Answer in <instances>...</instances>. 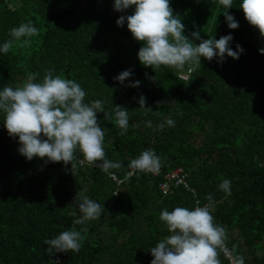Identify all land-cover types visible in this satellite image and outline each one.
Wrapping results in <instances>:
<instances>
[{
	"label": "trees",
	"instance_id": "obj_1",
	"mask_svg": "<svg viewBox=\"0 0 264 264\" xmlns=\"http://www.w3.org/2000/svg\"><path fill=\"white\" fill-rule=\"evenodd\" d=\"M242 2L233 0L226 9L219 0H170L193 43L201 42L194 32L202 40L231 35L229 47L244 51L239 59L226 55L222 64L201 57L200 64L183 69L154 70L140 62L143 43L134 39L127 21L117 25L135 6L118 12L115 0H0V47L21 23L40 30L30 46L14 42L7 54L0 51V91L22 85L29 72L39 73L36 82H41L46 69L76 81L86 92L85 103L100 100L111 114L106 120L98 112V123L106 158L122 165L109 175L79 163L80 152L74 171L71 164L45 163L46 158L29 161L0 112V264H151V248L170 235L161 212L197 206H207L214 223L225 229L232 259L223 249L221 264L237 258L264 264V54L259 51L264 40L246 20ZM225 11L238 29L228 27ZM125 70L132 75L121 84L114 78ZM135 81L141 82L138 87L129 86ZM141 95L151 111L140 108ZM117 105L129 114L124 135L115 123ZM168 119L175 126H168ZM147 149L161 158L159 175L129 167ZM179 168L186 176L180 184L170 176ZM224 179L231 181L230 195L219 188ZM78 192L104 212L87 223L78 253L50 256L45 240L82 227L74 224L80 215Z\"/></svg>",
	"mask_w": 264,
	"mask_h": 264
},
{
	"label": "clouds",
	"instance_id": "obj_2",
	"mask_svg": "<svg viewBox=\"0 0 264 264\" xmlns=\"http://www.w3.org/2000/svg\"><path fill=\"white\" fill-rule=\"evenodd\" d=\"M219 4L229 9L233 0H219ZM135 6L132 15L120 16L117 25L127 27L134 39L143 43L138 52L140 62L152 69L161 66L183 69L186 65L200 64L201 57L208 61L217 59L223 63L225 56L239 59L244 49L237 45V51L229 47L233 40L231 35L219 40L210 38L202 40L199 32L192 33L197 45L185 34V25L174 15L170 0H115L114 10L124 12ZM240 7L246 20L258 28L264 36V0H243ZM228 27L238 29L239 23L228 11L223 12ZM40 34V30L32 22L21 23L13 27L9 35L12 40L6 41L0 51L7 54L14 42H21V47H28L31 38ZM264 54V48L259 50ZM132 75L131 70H125L117 77L121 84ZM39 73L29 72L26 81L15 88L5 86L0 91V112L5 114V127L9 135L19 138V153L29 161L41 158L45 163L63 162L71 164L72 171L77 167L76 153L83 155L79 163H87L98 167L102 172L112 175V169H120L121 163L106 158L104 150L105 132L98 123L97 113L104 112V119H110L111 114L105 111L100 100L91 104L85 103L86 92L76 81L54 75L53 70L46 69L41 82H36ZM140 81L130 84L138 87ZM141 109L146 108V97L139 99ZM115 123L120 135H124L129 127L128 110L117 105ZM168 126H175L172 119L166 121ZM152 127L151 121L147 122ZM164 124L158 125L163 129ZM162 161L153 149L144 150L129 163V167L142 173H156L160 170ZM220 190L231 193V181L224 179L219 184ZM115 193L114 195H117ZM211 199V196L207 197ZM79 217L74 224L82 226L80 230H66L53 239L45 240L47 253L79 252L82 242L86 239L82 233H87V223L97 220L104 212V206L78 192L76 201ZM76 213H73L75 216ZM170 235L163 238L151 248L154 259L151 264H221L219 252L225 247L226 233L223 227L214 223V217L207 206H197L190 210L187 207H176L172 211L163 210L159 216ZM59 264V261H55ZM236 264H243L242 258H237Z\"/></svg>",
	"mask_w": 264,
	"mask_h": 264
},
{
	"label": "built area",
	"instance_id": "obj_3",
	"mask_svg": "<svg viewBox=\"0 0 264 264\" xmlns=\"http://www.w3.org/2000/svg\"><path fill=\"white\" fill-rule=\"evenodd\" d=\"M192 71L190 70L188 73H184L182 74L180 77L183 79V80H188L189 79V75ZM135 171L133 170V173ZM161 173V169L156 172V173H153L154 175H159ZM174 180H177V183L180 184L182 182H184V179H185V171L183 168H179L177 169L176 171H174L171 175H170ZM113 177L115 178L116 181L120 182L121 181L118 179V177L116 175H113ZM161 188L162 190L164 191H168L169 190V185L168 184H163L161 185ZM224 250H225V254L227 255L228 258L232 259V253L231 251L228 249V247L225 245L224 247ZM233 264H236V262L233 261Z\"/></svg>",
	"mask_w": 264,
	"mask_h": 264
},
{
	"label": "water",
	"instance_id": "obj_4",
	"mask_svg": "<svg viewBox=\"0 0 264 264\" xmlns=\"http://www.w3.org/2000/svg\"><path fill=\"white\" fill-rule=\"evenodd\" d=\"M263 40H264V36H263Z\"/></svg>",
	"mask_w": 264,
	"mask_h": 264
}]
</instances>
